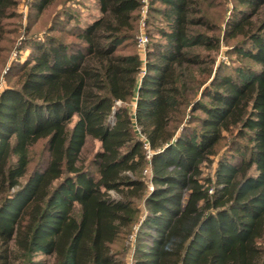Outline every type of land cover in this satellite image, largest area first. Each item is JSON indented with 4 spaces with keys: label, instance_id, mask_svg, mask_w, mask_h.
<instances>
[{
    "label": "trees",
    "instance_id": "obj_1",
    "mask_svg": "<svg viewBox=\"0 0 264 264\" xmlns=\"http://www.w3.org/2000/svg\"><path fill=\"white\" fill-rule=\"evenodd\" d=\"M19 1L0 0V264H264V0L220 23L147 0L143 57L142 1L96 0L2 84Z\"/></svg>",
    "mask_w": 264,
    "mask_h": 264
},
{
    "label": "rangeland",
    "instance_id": "obj_2",
    "mask_svg": "<svg viewBox=\"0 0 264 264\" xmlns=\"http://www.w3.org/2000/svg\"><path fill=\"white\" fill-rule=\"evenodd\" d=\"M29 1L20 0L16 10L18 16L9 20V27L10 29L13 27L14 30L13 33L7 35V40L4 41L5 52L1 65L2 84H6V81H9L8 79L12 76L11 72H15L16 64L24 60L30 52V46H28L27 41L31 37L44 39L46 35L53 34L63 37V40H69L71 37L66 36L59 30L64 27V23H66V28L75 27L78 24L85 25L99 15L96 0H58L39 15L35 12H29ZM227 1L206 0L204 11L208 18L217 23H220L222 17L225 19L230 14V7L234 0ZM145 15L143 19L139 9L137 36L140 33L147 35L148 31H152L151 23L153 22V18L147 9ZM223 24L221 22L222 26ZM136 47H138L137 44ZM225 47L223 42H221L216 54L217 61L227 60V54L224 52ZM138 49L141 52V57H143V51L139 47ZM98 146L99 142L97 140H88L84 149V155L89 156ZM125 258L127 264L133 263V259L129 253Z\"/></svg>",
    "mask_w": 264,
    "mask_h": 264
},
{
    "label": "built area",
    "instance_id": "obj_3",
    "mask_svg": "<svg viewBox=\"0 0 264 264\" xmlns=\"http://www.w3.org/2000/svg\"><path fill=\"white\" fill-rule=\"evenodd\" d=\"M141 1H142V4H141V7H140V12H141L142 18L144 19V17L146 16L145 12H146V9H147V0H141ZM146 41H147V35L146 34L140 33L137 36V46L142 51H144ZM141 137L143 138V135H141ZM143 145H144V148H145L146 156L149 157L150 154H151V150H150L147 142L144 141Z\"/></svg>",
    "mask_w": 264,
    "mask_h": 264
}]
</instances>
